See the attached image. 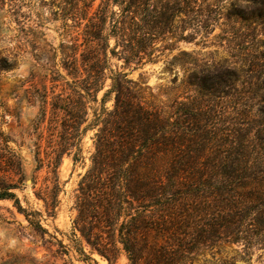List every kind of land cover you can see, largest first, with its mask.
Segmentation results:
<instances>
[{"label":"trees","instance_id":"obj_1","mask_svg":"<svg viewBox=\"0 0 264 264\" xmlns=\"http://www.w3.org/2000/svg\"><path fill=\"white\" fill-rule=\"evenodd\" d=\"M96 1L64 0L62 7L65 29L81 31L82 42L62 43L60 69L49 70L53 81L66 77L73 81L68 87L71 95L65 98L61 93L51 103L52 109L63 110L69 119L63 126L64 143L48 166L54 186L46 194V208L53 213L58 204L57 171L63 155L75 150L73 162L83 160V135L97 128L96 149L79 183L78 217L73 222V231L80 232L92 252L109 264L121 255L128 264H198L201 258L203 264H217L205 254L214 258L213 249L229 238L230 243L244 242L250 249L264 232V156L251 148L246 133L252 128L235 137L237 148L214 149L218 143L223 147V137L216 128L219 118L206 103L228 97L245 102L251 92L258 95L264 90V79L257 78L253 85L242 81L236 71L196 66L188 78L187 86L193 90L189 102L178 103L174 112L164 115L148 109L149 104L129 87L127 75L117 73L108 76L112 84L103 98L104 103L115 94L114 111H95L94 120L80 129L88 116L86 105L96 103L103 90L106 71L113 74L109 52L124 65L140 68L153 62L163 52L158 42L170 50L177 42H191L209 33L214 9L206 4L220 0H99L95 9ZM257 2L264 6V0ZM181 15L189 21L186 37L173 25ZM251 18L263 20L264 12ZM40 102L46 105V95ZM41 115L45 116V110L41 109ZM253 123L245 118L238 122L256 126V138L264 140L260 127L264 122ZM3 124L0 120V202L13 201L17 211L45 233L36 220L39 212L23 208L17 196L25 181L23 160ZM79 250L86 261L93 260Z\"/></svg>","mask_w":264,"mask_h":264},{"label":"rangeland","instance_id":"obj_2","mask_svg":"<svg viewBox=\"0 0 264 264\" xmlns=\"http://www.w3.org/2000/svg\"><path fill=\"white\" fill-rule=\"evenodd\" d=\"M99 3L97 0L95 9ZM206 5L214 9L206 31L209 33L200 34L191 42H177L170 50H164L166 44L158 42L157 47L163 52L158 53L160 56L153 62L140 68L132 63L124 65L109 52L108 66L114 75L109 69L106 71L103 90L98 93L96 103L86 105L88 116L80 129L88 127L94 120L95 111L99 113L102 108L108 113L114 111L115 94L107 97L104 103L103 98L112 84L109 77L117 73L127 75L126 79L131 81L129 87L138 99L149 104L148 109L154 108L164 115L174 112L178 103L189 102L193 90L187 86L188 78L196 66L199 70L236 71L242 81L253 85L259 82L257 78L264 79V19L251 18L253 13L264 12V6L257 0L208 1ZM63 6L64 0H0V104L3 107L0 120L4 123L3 130L13 141L11 146L18 150L23 160L25 181L16 191L17 196L23 208L39 212L36 220L46 230L43 233L31 225L17 211L13 201H1L0 264H109L91 251L78 230L73 231V222L78 217L79 183L91 165L97 128L83 135L80 153L83 160L73 162L75 150L63 155L57 171L61 188L58 204L53 213L46 208V194L54 186L48 166L60 144L64 143L63 126L69 119L63 110L52 109L51 103L61 93L65 98L70 96L68 87L73 81L70 77L53 81L54 76L49 70L60 69L62 43L70 45L75 39H78L77 44L82 42L81 31L65 29L61 17ZM68 23L74 25L70 20ZM188 24L185 15L177 16L173 22L177 33L185 37L190 32ZM109 44L112 48L113 41ZM182 52L189 55L182 56ZM45 95L46 105L40 102ZM262 96L264 90L258 95L251 92L248 100L241 103L236 97L206 103L216 112L219 118L217 132L223 137V147L218 143L214 149L230 151L237 148L235 137L245 135L244 131L252 128L246 133L252 142L251 148L264 156V140L256 138L258 128L238 124L242 118L247 123L250 120L253 124L264 122ZM41 109L45 110V116L41 115ZM260 127L263 135L264 125ZM39 164L41 169H38ZM228 240L219 249H213L214 258L210 253H206L205 258L217 264H264V232H260L259 242L250 249L245 248L244 242L232 244L231 238ZM79 249L93 260L86 261ZM203 262L201 258L198 264ZM114 264H128V259L121 255Z\"/></svg>","mask_w":264,"mask_h":264}]
</instances>
